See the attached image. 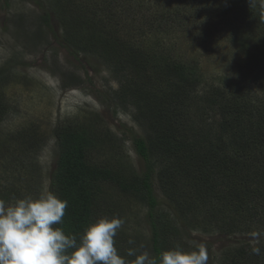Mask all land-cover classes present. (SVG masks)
Wrapping results in <instances>:
<instances>
[{
	"label": "trees",
	"instance_id": "1",
	"mask_svg": "<svg viewBox=\"0 0 264 264\" xmlns=\"http://www.w3.org/2000/svg\"><path fill=\"white\" fill-rule=\"evenodd\" d=\"M35 1L43 7L39 19L45 28L50 27L52 14L60 22L65 36L62 43L53 33L57 43L71 55L77 51L103 60L120 84L110 92L114 101L110 108H135L133 120L142 130V136H132L143 162V171H139L122 138L98 113L81 111L56 125L52 137L57 161L46 193L67 200L68 206L63 223L54 227L79 238L99 218L120 217L116 213L138 205L148 210L144 222L150 233L129 232L122 226L115 237L121 256H126L130 247L153 257L177 245L186 252L198 250L202 246L189 239L190 231L223 238L256 233L260 238L254 245L245 242L234 250H224L220 264H264V228L257 230L262 220L255 209L261 204L255 191L264 186V172L254 161H264V106L260 105L264 95L260 99L246 87L216 89L210 103L220 110L219 120L195 119L190 111L195 108L200 115L201 111L189 101L199 100L201 72L157 52L144 54L131 48L127 60L118 57L121 42L115 37L108 39L107 30L99 26L100 17L111 13V3L105 9L81 10L80 14L74 0H47L48 9ZM191 1L195 12L223 23L238 48L246 52L245 75L258 83L264 94V0ZM178 11L176 8L167 17L162 10L154 14L149 30L167 32L173 21L179 26ZM84 23L90 25L86 38L74 32ZM26 32L31 40L44 35L40 30ZM48 38H44L46 45ZM125 61L135 78L127 76ZM11 71L8 66L0 69V127L8 115L3 93L15 78ZM82 83L81 77L73 82L76 87ZM63 88L67 89L66 84ZM254 102L258 103L250 107ZM39 134L32 129L10 134L0 131V200L14 202L46 194L38 158L47 139ZM156 188L169 199L175 213L160 209ZM129 240L135 244L130 245ZM253 246L260 247V255L252 254ZM208 264H212L209 256Z\"/></svg>",
	"mask_w": 264,
	"mask_h": 264
},
{
	"label": "rangeland",
	"instance_id": "2",
	"mask_svg": "<svg viewBox=\"0 0 264 264\" xmlns=\"http://www.w3.org/2000/svg\"><path fill=\"white\" fill-rule=\"evenodd\" d=\"M38 1L48 9L47 0ZM74 1L75 8L80 14L81 10L89 11L101 7L105 9L108 3L112 4L111 13L108 17H100L99 26L107 30L108 39L115 37L121 42L122 52L121 49L118 51V57L127 60L133 48L144 54L157 52L158 55L171 57L186 66L196 67L203 76L201 93L199 100L189 102L197 104L203 116L193 108L190 112L195 119L207 120L208 123L219 120L220 110L212 107L210 103L214 99L211 93L216 89L224 91L226 87H246L253 90V95L258 94L260 99L264 95L259 84L249 81L245 75L246 52L238 48L223 23L217 24L210 20L209 15L206 17L202 12H195L191 0ZM176 8L179 10V16H176L180 22L179 26L173 21L167 32L149 30L154 14L162 10L165 13L164 17H167ZM42 9L43 7L35 0H0V69L8 66L15 76L3 93L8 115L2 122L0 131L3 134H10L32 129L47 139V146L38 158V166L43 168L45 175L43 180L45 193L50 182L49 176L57 161L55 140L52 137L54 129L59 122L73 119L81 111L98 113L119 138H122L130 161L139 171H143V162L132 142L133 135L142 136L141 128L133 120L136 109L130 107L115 111L110 108L114 102L110 92L119 89L118 80L111 74L103 60L85 56L77 51L75 55H71L69 50L57 43L53 33L57 34L63 43L65 32L52 13L50 27L45 28L39 19L43 14ZM87 15L91 16L90 13ZM82 27L74 32L86 38L90 25L84 23ZM25 30L31 34L40 30L44 35L37 38L38 40H31ZM46 35L49 36L47 45L45 43L47 41L44 42ZM125 64L127 76L135 78L131 65H127L126 61ZM76 77L82 78L81 86H74ZM63 84H66L67 89L63 88ZM100 96L109 102V107L102 103ZM255 102L250 103V107L258 103ZM260 105L264 106V101H261ZM254 161L261 165L259 170L264 172V161L260 162L258 159ZM260 190L255 191V196L257 194L256 197L261 201L255 209L259 211L258 217L262 220L257 230L264 228V186ZM155 194L159 199L160 209L175 213V210L170 208L169 199L159 188H156ZM147 211L138 205H132L127 211L116 215L124 220L125 230L141 232L144 235L150 233L144 222ZM201 221L202 219H199V223ZM256 225L252 227L253 230ZM188 234L193 243L207 250L212 264H220L224 250L231 248L234 250V247L238 248L245 242H252L254 245V241L260 238L259 235L258 238H254L250 234L223 238L217 234H203L202 231H190Z\"/></svg>",
	"mask_w": 264,
	"mask_h": 264
},
{
	"label": "clouds",
	"instance_id": "3",
	"mask_svg": "<svg viewBox=\"0 0 264 264\" xmlns=\"http://www.w3.org/2000/svg\"><path fill=\"white\" fill-rule=\"evenodd\" d=\"M67 206V200L51 191L14 202L0 200V264H208L203 247L186 252L177 245L154 257L130 247L121 256L115 246L124 224L120 217L99 218L79 238L66 234L54 226L63 223ZM258 235L253 234L254 238ZM251 252L260 255L261 249L253 246ZM128 257L135 259L129 261Z\"/></svg>",
	"mask_w": 264,
	"mask_h": 264
}]
</instances>
